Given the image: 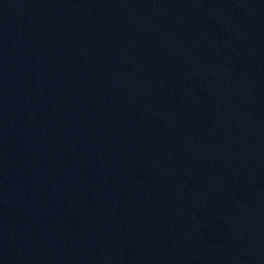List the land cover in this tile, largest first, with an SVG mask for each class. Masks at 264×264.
<instances>
[{
    "label": "water",
    "instance_id": "water-1",
    "mask_svg": "<svg viewBox=\"0 0 264 264\" xmlns=\"http://www.w3.org/2000/svg\"><path fill=\"white\" fill-rule=\"evenodd\" d=\"M0 264H264V0H0Z\"/></svg>",
    "mask_w": 264,
    "mask_h": 264
}]
</instances>
